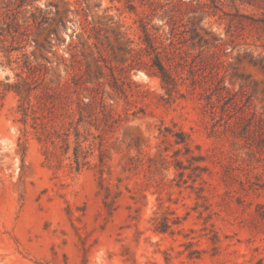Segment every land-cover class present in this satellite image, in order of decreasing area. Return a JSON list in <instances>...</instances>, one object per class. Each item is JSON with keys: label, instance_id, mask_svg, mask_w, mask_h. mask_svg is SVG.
<instances>
[{"label": "rangeland", "instance_id": "rangeland-1", "mask_svg": "<svg viewBox=\"0 0 264 264\" xmlns=\"http://www.w3.org/2000/svg\"><path fill=\"white\" fill-rule=\"evenodd\" d=\"M244 2L0 0V264H264Z\"/></svg>", "mask_w": 264, "mask_h": 264}, {"label": "trees", "instance_id": "trees-1", "mask_svg": "<svg viewBox=\"0 0 264 264\" xmlns=\"http://www.w3.org/2000/svg\"><path fill=\"white\" fill-rule=\"evenodd\" d=\"M240 1H243V0H240ZM244 1H245L244 3H246L247 5L257 6L258 8H262V6L264 5V0H244ZM260 28L262 30H264V20H262V26H260ZM146 38H147L148 41H151V38L149 37L148 34H146ZM263 61H264V59L260 55H258L256 57L253 56L249 60V62L252 63L253 65H259L261 67V69L263 70V72H264V63H263ZM154 65L157 68L158 73L161 75L163 80L169 78L167 71L164 69V67L162 66L161 62L159 61L158 54L156 56V61H155ZM179 142L183 143L184 139L179 137ZM78 151H79V145L75 149V161H76L77 166H79ZM105 199H107V197ZM105 203H106V205H108L107 202H105ZM167 228H168V222L165 221V222H163V224L161 222V226L158 229H160V231L163 232V231H166Z\"/></svg>", "mask_w": 264, "mask_h": 264}]
</instances>
